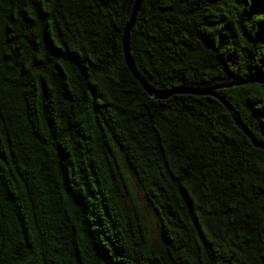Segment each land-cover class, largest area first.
Listing matches in <instances>:
<instances>
[{
	"label": "trees",
	"instance_id": "obj_1",
	"mask_svg": "<svg viewBox=\"0 0 264 264\" xmlns=\"http://www.w3.org/2000/svg\"><path fill=\"white\" fill-rule=\"evenodd\" d=\"M134 3L0 0V264H264V150L156 98L264 146V0H141L153 97Z\"/></svg>",
	"mask_w": 264,
	"mask_h": 264
},
{
	"label": "water",
	"instance_id": "obj_2",
	"mask_svg": "<svg viewBox=\"0 0 264 264\" xmlns=\"http://www.w3.org/2000/svg\"><path fill=\"white\" fill-rule=\"evenodd\" d=\"M140 4H141V0H135V3H134L133 8H132L131 16H130L129 21H128L127 25H126V28L124 30V36H123V39H122V51H123L124 61H125V64H126L127 68L130 70V72L132 73L134 78L140 83L141 87L148 94V96L153 97L154 96V92L151 91L147 87V85L143 82V80L134 71L133 62H132V59H131V56H130V53H129V50H128V45H127V39H128L130 30H131V28H132V26H133V24L135 22V18H136V15H137L138 11H139ZM211 91L210 90H206V91H192V90H186V89H182V88H176V89L170 90V91H168L166 93H162L160 95H157L156 98L157 99H165V98H167L169 96H172V95H181V94H189V95H196V96L211 95V96L217 98L224 105V107L227 109V111L232 114V118H233V121H234L235 125L250 139L252 144L256 148L264 150V146L261 143L257 142L252 137V135L248 132L246 127L240 122V119H239L237 113L233 110V108L230 105H228L226 102H224L222 99H220L219 97H217L216 95L211 93Z\"/></svg>",
	"mask_w": 264,
	"mask_h": 264
},
{
	"label": "rangeland",
	"instance_id": "obj_3",
	"mask_svg": "<svg viewBox=\"0 0 264 264\" xmlns=\"http://www.w3.org/2000/svg\"><path fill=\"white\" fill-rule=\"evenodd\" d=\"M136 194H137V191H136ZM148 219H149V222H150V229L152 231V235H155L156 234L155 221L153 220V218L151 217V215H148Z\"/></svg>",
	"mask_w": 264,
	"mask_h": 264
}]
</instances>
